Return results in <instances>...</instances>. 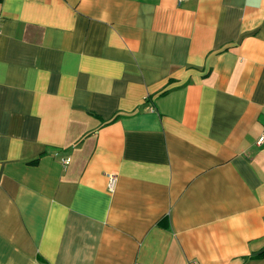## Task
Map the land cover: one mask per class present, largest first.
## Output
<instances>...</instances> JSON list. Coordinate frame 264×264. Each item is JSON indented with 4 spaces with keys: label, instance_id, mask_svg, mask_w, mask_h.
Listing matches in <instances>:
<instances>
[{
    "label": "crops",
    "instance_id": "1",
    "mask_svg": "<svg viewBox=\"0 0 264 264\" xmlns=\"http://www.w3.org/2000/svg\"><path fill=\"white\" fill-rule=\"evenodd\" d=\"M262 131L264 0H0V264H264Z\"/></svg>",
    "mask_w": 264,
    "mask_h": 264
},
{
    "label": "built area",
    "instance_id": "2",
    "mask_svg": "<svg viewBox=\"0 0 264 264\" xmlns=\"http://www.w3.org/2000/svg\"><path fill=\"white\" fill-rule=\"evenodd\" d=\"M257 141L259 143L264 142V131H262V133L258 137V140ZM113 185H114V176L113 175H110L109 176V181H108V187L112 189L113 188Z\"/></svg>",
    "mask_w": 264,
    "mask_h": 264
},
{
    "label": "trees",
    "instance_id": "3",
    "mask_svg": "<svg viewBox=\"0 0 264 264\" xmlns=\"http://www.w3.org/2000/svg\"><path fill=\"white\" fill-rule=\"evenodd\" d=\"M116 118V116H114L113 118L110 119V121L114 120ZM259 255H264V252L260 253Z\"/></svg>",
    "mask_w": 264,
    "mask_h": 264
}]
</instances>
